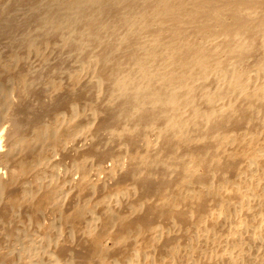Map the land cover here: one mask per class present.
<instances>
[{
	"label": "bare ground",
	"instance_id": "6f19581e",
	"mask_svg": "<svg viewBox=\"0 0 264 264\" xmlns=\"http://www.w3.org/2000/svg\"><path fill=\"white\" fill-rule=\"evenodd\" d=\"M0 264H264V0H0Z\"/></svg>",
	"mask_w": 264,
	"mask_h": 264
}]
</instances>
